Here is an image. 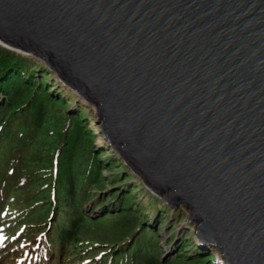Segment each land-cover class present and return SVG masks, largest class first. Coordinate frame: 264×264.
I'll list each match as a JSON object with an SVG mask.
<instances>
[{
    "label": "water",
    "instance_id": "obj_1",
    "mask_svg": "<svg viewBox=\"0 0 264 264\" xmlns=\"http://www.w3.org/2000/svg\"><path fill=\"white\" fill-rule=\"evenodd\" d=\"M0 44L91 103L225 264H264V0H0Z\"/></svg>",
    "mask_w": 264,
    "mask_h": 264
},
{
    "label": "trees",
    "instance_id": "obj_2",
    "mask_svg": "<svg viewBox=\"0 0 264 264\" xmlns=\"http://www.w3.org/2000/svg\"><path fill=\"white\" fill-rule=\"evenodd\" d=\"M94 112L44 61L0 44V264H216L182 206L96 145Z\"/></svg>",
    "mask_w": 264,
    "mask_h": 264
},
{
    "label": "rangeland",
    "instance_id": "obj_3",
    "mask_svg": "<svg viewBox=\"0 0 264 264\" xmlns=\"http://www.w3.org/2000/svg\"><path fill=\"white\" fill-rule=\"evenodd\" d=\"M94 109H95V112L93 113L94 114V116L96 115L97 117H98V114H97V111H96V108L94 107ZM99 125H101V128H102V120L98 117V119H97V121H94V122H92L91 124H90V126L91 127H93V126H96V127H98ZM101 131V130H100ZM95 134L96 135H98V134H101L100 132H99V129L98 130H95ZM105 137V136H104ZM105 141H107V138L105 137V139L104 140H97L96 141V145L97 146H102V147H104V148H106L104 145H107V142H105ZM180 223V227H184V223H182V222H179ZM178 230H180V229H178ZM168 231H169V229H167V231L166 232H164L163 234H162V237H163V239L165 240V241H168L167 239L168 238H170V236L173 234V233H171V234H169V235H166V234H168ZM160 235H161V233H160ZM161 237V238H162ZM162 239V241H164ZM206 248H208V246L206 247ZM209 249V248H208ZM170 250H168L167 252H169Z\"/></svg>",
    "mask_w": 264,
    "mask_h": 264
}]
</instances>
